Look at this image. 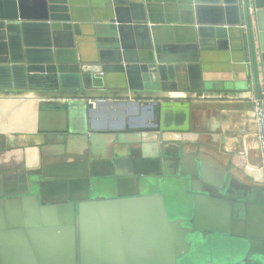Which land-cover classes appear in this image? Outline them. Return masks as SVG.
Masks as SVG:
<instances>
[{
  "label": "water",
  "instance_id": "obj_1",
  "mask_svg": "<svg viewBox=\"0 0 264 264\" xmlns=\"http://www.w3.org/2000/svg\"><path fill=\"white\" fill-rule=\"evenodd\" d=\"M191 1L199 41L225 38L228 28L247 44L252 83L243 89L263 107L250 2ZM114 3V17L96 32L108 60L87 67L76 55L80 31L67 0H0V91L84 92L103 74L138 77L146 91L167 88L182 67L150 45L139 55L127 51L125 27H144V13L134 11L143 6ZM251 7L258 19L261 1ZM204 8L219 12L215 21L198 19ZM258 31L264 68V28ZM96 107L63 105L66 129L38 132L23 147L0 132V163L20 164L0 168V264H264L261 167L204 152L210 135L194 131L189 104L152 105L151 118L136 129L92 128ZM37 147L51 158L26 164L23 149Z\"/></svg>",
  "mask_w": 264,
  "mask_h": 264
},
{
  "label": "crops",
  "instance_id": "obj_2",
  "mask_svg": "<svg viewBox=\"0 0 264 264\" xmlns=\"http://www.w3.org/2000/svg\"><path fill=\"white\" fill-rule=\"evenodd\" d=\"M248 1L257 54V73L263 88L260 96L264 109V68L259 60L262 51L259 50L258 31V27L264 28V8L259 11L262 15L257 19L252 13L251 0ZM260 1L264 7V0ZM127 2L142 4L143 8L136 7L134 11L137 10L139 15L143 12L146 18L144 27L132 23L125 27V44L129 47L127 51L139 55L150 45L157 49L161 60L181 66L182 69L172 72V81L167 83L169 86L165 89L146 91L139 89L142 84L138 77L128 80L125 74H103V82L94 79V88L84 92H58L49 95L34 89L26 92L0 91V132L7 136L15 135L13 144L23 147L27 142H31L30 138L38 132L64 131L67 123L63 119L66 115L60 109L69 102H84L97 106L95 120L92 122V128L96 130L106 127L117 129L124 125H129L132 129L140 128L151 118L149 108L152 105L189 104L191 126L197 128L194 131L210 135L212 146L203 147L204 152L221 160L239 159L241 166L246 162L250 166L260 168L253 114L256 96L253 90L243 89V85L249 81L252 83L251 60L247 44L238 39L239 34L225 28V38L204 37L199 41L196 35V13L191 0ZM67 9V14L79 26L80 35L74 40L79 62L83 66L91 67L99 66L100 59L108 60L105 50L101 54L102 49L98 47L96 32L97 26L114 17V0H67ZM217 15L219 12L204 8L198 19L208 23L215 21ZM131 16L132 14H129L128 17ZM241 29L245 30L244 25ZM29 34L37 36L33 29H30ZM262 44L264 45V38ZM94 76L96 77L95 74ZM100 85L104 88H97ZM42 104L46 105V109L40 112ZM142 108H146V111H141ZM44 112L53 115L57 120H46ZM159 117L160 113L157 111V119ZM42 118L46 122L42 121ZM133 125L136 126L132 127ZM143 141L148 143L147 140ZM23 150L21 159L24 157L26 164L35 161L40 165L43 157L48 161L52 156L48 154L51 152L43 151L39 147ZM3 163H0V168L6 170L20 165L19 162L15 165V162L9 160H4ZM210 163V166L215 164L213 168L221 166L214 160H210Z\"/></svg>",
  "mask_w": 264,
  "mask_h": 264
},
{
  "label": "built area",
  "instance_id": "obj_3",
  "mask_svg": "<svg viewBox=\"0 0 264 264\" xmlns=\"http://www.w3.org/2000/svg\"><path fill=\"white\" fill-rule=\"evenodd\" d=\"M253 105L260 162L261 168L264 171V109L260 107L256 101L253 102Z\"/></svg>",
  "mask_w": 264,
  "mask_h": 264
},
{
  "label": "flooded vegetation",
  "instance_id": "obj_4",
  "mask_svg": "<svg viewBox=\"0 0 264 264\" xmlns=\"http://www.w3.org/2000/svg\"><path fill=\"white\" fill-rule=\"evenodd\" d=\"M131 112H132V110H131ZM60 120H62V119H60ZM65 122H66V118L65 119H63ZM124 126H126V125H124ZM129 126V125H128ZM134 126H136V125H133L132 127H134Z\"/></svg>",
  "mask_w": 264,
  "mask_h": 264
},
{
  "label": "bare ground",
  "instance_id": "obj_5",
  "mask_svg": "<svg viewBox=\"0 0 264 264\" xmlns=\"http://www.w3.org/2000/svg\"><path fill=\"white\" fill-rule=\"evenodd\" d=\"M104 126V125H103ZM106 126V125H105ZM139 126V125H138ZM142 126V125H141ZM118 127V126H117Z\"/></svg>",
  "mask_w": 264,
  "mask_h": 264
}]
</instances>
